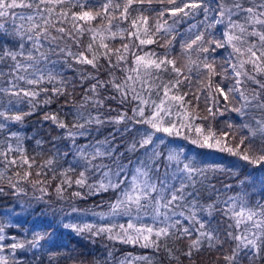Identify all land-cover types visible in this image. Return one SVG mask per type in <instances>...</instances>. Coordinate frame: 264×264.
<instances>
[{"label": "snow or ice", "instance_id": "1", "mask_svg": "<svg viewBox=\"0 0 264 264\" xmlns=\"http://www.w3.org/2000/svg\"><path fill=\"white\" fill-rule=\"evenodd\" d=\"M144 3L145 0H0V161L5 170L27 166L22 175L20 171L13 173L15 180L0 173V196L23 194L25 188L21 185L30 182L42 194L36 199H43L50 186L47 174L51 172L52 180L59 179L55 186L58 198L63 199V192L73 184L87 187L91 194L111 192L113 199L107 205L108 211L98 215L102 220L126 218V224L119 225H65L77 233L106 234L109 239L123 243L143 240L144 247L153 246L157 250L162 238L187 239L186 251L180 255L189 260L194 251L207 247L221 253L222 264H242L243 260L258 264L264 261V203L253 204L247 193H240L223 199L217 195L212 203L201 204L197 184L208 181L209 190L214 193H226L232 186L216 189L210 184L208 173L217 169L197 167L195 161L188 160L183 146L168 138L189 140L188 132L194 130L197 136L191 139L192 144L227 151L250 164L264 165V146L259 147L258 154L251 146L257 136L264 141V81L260 79L264 77V0H179V3L167 0L172 7L158 10L154 25H149V17L145 15L130 18L133 4ZM201 13L199 26L192 25L189 38L180 45L184 63L177 66V60L169 58L172 46L169 37L183 17ZM192 29L196 31L193 33ZM158 36L162 43L156 39ZM158 43L166 49L162 56L154 50L145 51V46ZM229 48L231 51L217 72L214 54ZM65 68L77 72L79 85L84 89L82 102L74 114L76 122L69 125L56 113L45 114L44 119L66 130L75 148V163L61 170L54 156L36 165L37 177L46 179L29 181L35 158L27 157L20 147L19 135L9 129L32 115L41 103L47 106L53 99L72 94L69 88L74 91L76 81L64 77ZM162 73H171L172 78L163 81ZM217 75L230 76L233 83L227 87L222 82L214 85L213 78ZM193 79L199 82L198 87L207 89V96L213 100L217 94L226 101L230 97L238 100L240 107L233 110L241 116L249 109L262 113L253 119L254 127L242 125L250 134L249 144H245L243 135L238 143L232 144L227 132L221 134L223 140L210 128L205 134L203 127L195 124L200 117L192 111L180 112L191 104L185 99L187 93L180 92L181 85L191 86ZM249 82L258 91L249 94ZM42 94H45L43 101L38 99ZM105 100H118L120 105L129 106L131 116L125 110L115 118H102L100 109ZM21 105H26L28 111ZM87 106L97 114L85 115L82 109ZM174 108L179 119H173ZM208 112L215 115L211 108ZM122 122L145 126L142 132L137 129L140 137L127 149L141 152L144 157H138L134 164L129 161L131 168L117 159L124 154L107 140L76 144V137L85 136L88 125ZM124 131L130 129L126 127ZM14 152L19 154V163L16 156L9 159ZM101 158H108L112 166L97 163ZM77 167L82 170L75 177L70 176ZM96 173L103 179L98 184H89V175ZM72 196L80 197L81 193L76 191ZM214 213L221 219L223 232L209 226L208 217ZM142 214L151 217L153 226H138ZM5 229L6 225L0 223V264H20L15 256L17 249H24L26 244L39 248L45 240V235L34 233L31 240L18 241L12 236V242L6 244ZM6 249L8 255L3 254ZM164 250L171 259L180 260L179 249L170 248L165 242Z\"/></svg>", "mask_w": 264, "mask_h": 264}, {"label": "trees", "instance_id": "2", "mask_svg": "<svg viewBox=\"0 0 264 264\" xmlns=\"http://www.w3.org/2000/svg\"><path fill=\"white\" fill-rule=\"evenodd\" d=\"M177 3H179V0H177ZM167 7H172V5L167 3V0H151V3L145 0L143 5L133 4L130 18L145 15L149 17V25H154L158 10ZM141 9H143V12H141ZM167 18L166 16L165 19ZM202 19V13L196 16L183 17L176 25V32L172 34V37H169L172 40V46L168 50L169 58H175L177 66L184 63V59L180 55L182 41L189 38L191 26H199ZM161 22L163 21L161 20ZM169 23H171V20H169ZM195 31V29H192L193 33ZM216 36L219 38L218 31ZM156 39L160 40L161 43L163 42L159 36ZM115 44L117 47L119 46V39L115 41ZM153 50L161 56L166 51L165 48L159 46V43L145 46V51ZM230 51V48L227 51L221 49L214 54L217 72L220 71V65L225 62L224 58L228 56ZM193 59H195V55H193ZM100 71L103 73L104 69L102 68ZM64 77L68 80L76 81L75 90L73 91L69 88L72 93L70 96H61L53 99L47 106L41 103L32 115L25 116L22 122L12 124L9 129L19 135L20 147L25 150L27 157L35 158L36 163L31 169L32 175L29 177V181L45 180V176L37 177L36 172L39 169L36 165H42L54 156L57 157L61 170L75 163V148L72 141L67 138L66 130L57 127L51 120L44 119L45 114L56 113L61 120H64L69 125L76 122L74 114L76 106H79L82 102L81 96L84 89L79 85L77 72L65 68ZM171 78V73L161 74L163 81ZM260 79L264 81V77H260ZM221 82L222 86L227 87L231 86L233 80L230 76L224 78L217 75L213 78L214 85L221 84ZM198 84L199 82L193 79L191 86L187 83L181 85L180 92L187 93L185 99L191 101V104H186L180 112L192 111L196 116L200 117L201 119H197L195 124L201 125L205 134L210 128L218 139L223 140L224 137L221 134L227 132L229 134L228 140L232 144L238 143L243 135L246 137L245 144H249L247 137L250 134L247 129L242 128V125L249 124L254 127L253 119L260 117L262 113L256 109H249L246 115L241 116L240 113L233 110L240 107L238 100H233L230 97L226 101L219 94L213 100L212 97L207 96V89L202 86L198 87ZM48 87L50 88L51 85H48ZM247 91L251 94L253 91H258V87L249 82ZM103 95H108V93H103ZM44 98L45 94H42L38 99L43 101ZM20 107L24 111H28L26 105H21ZM209 108L215 113L214 116L209 115ZM125 110L131 116L129 106L120 105L118 100H105L104 107L100 109V113L102 118L107 120L108 118H115L121 111ZM82 111L85 115L89 112L93 116L97 114L90 106L82 109ZM205 117L206 119H204ZM179 118L180 116L174 108L173 119ZM79 122L82 123L83 121ZM86 127L85 136L76 137L77 145L95 144L97 141L104 142L107 140L115 146L119 153L124 154L123 157L118 156L117 159L129 168L133 166L129 161L134 164L138 157L140 159L144 158L141 152L132 153L127 151V149L134 139H139L140 133L137 132V129L142 132L145 126L122 122L116 124L105 123L103 125L91 124ZM126 127L130 131H124ZM4 135H7V131ZM188 135L190 136L189 140H184L181 137H170L168 139L182 145L188 160L195 161L197 167H214L217 169L215 172L208 173L210 184L214 185L216 189H223L224 185L232 186L226 193H214L209 190L208 181H205L204 185L197 184L201 204L212 203L217 195H220V198L223 199L225 196H235L240 193H247L253 204L257 202L264 203V165L250 164L239 156L232 155L227 151L220 152L217 149L201 148L191 143V139L197 136L195 131L188 132ZM37 141L40 143H37ZM13 146L15 147V141H13ZM251 146L253 151L258 154V149L264 146V141H261L260 137L257 136L252 141ZM161 147L163 148V146ZM168 147H172V145ZM65 153H68L66 157ZM12 156H16L17 163H19V154L14 152L10 154L9 159ZM97 163L112 166L108 158H101ZM26 167L18 169L16 166H12L5 170L3 162L0 161V173H4L5 177L11 175L14 180L17 177L13 173L20 171L22 175ZM81 170V168L77 167L75 172L69 173V175L75 177ZM51 176L52 173L49 172L47 180L50 186L47 187V192L44 194L43 199H36L42 194L38 188L34 189L30 182H25L21 185L25 188V193L23 194L0 196V223L6 225L4 233L6 240L4 243H11L12 240L10 238L12 236H15L18 241H27L32 239L34 233L45 235V240L41 241V247L33 249L26 244L24 249L16 250L15 256L20 264H122V262H125V264H222L221 253L212 248L205 247L200 252L194 251L191 260L180 255V253L186 251L187 239L180 241L168 239L164 241L162 238L160 241L161 246L157 250L153 246L144 247L143 244L145 242L143 240L137 243H123L119 239H109L106 234L93 236L88 232L77 233L71 228H66L65 225L67 224L80 226L84 224L99 226L105 223L126 224V218L102 220L98 215L108 211L107 205L113 199L111 192L98 195L91 194L87 187L81 188L73 184L71 188L63 192V199L58 198L55 186L59 183V179L52 180ZM57 176H59V173H57ZM101 179L103 177L99 173L90 174L88 183L98 184ZM3 183L7 190L6 180ZM76 191L81 193L80 197L72 196V193ZM73 208L76 209L75 212L72 210ZM208 219L210 220L209 226L211 228H218L223 232V224L217 214L214 213ZM140 225L153 226V220L149 215L142 214L138 222V226ZM165 242L168 247L180 250L177 253V255H180L179 261L173 260L168 256L164 250ZM227 247L225 245V250H227ZM3 254L8 255V250L6 249ZM139 257L147 259H133ZM242 264H248V261L243 260ZM258 264H264V261L258 262Z\"/></svg>", "mask_w": 264, "mask_h": 264}]
</instances>
